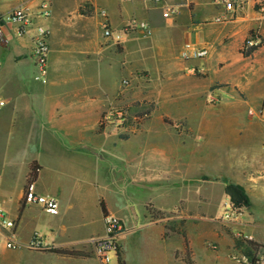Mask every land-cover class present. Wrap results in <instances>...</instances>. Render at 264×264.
Returning <instances> with one entry per match:
<instances>
[{
	"label": "crops",
	"instance_id": "obj_1",
	"mask_svg": "<svg viewBox=\"0 0 264 264\" xmlns=\"http://www.w3.org/2000/svg\"><path fill=\"white\" fill-rule=\"evenodd\" d=\"M42 1L0 0V17L22 3L33 16L32 24L21 36L13 25L2 27L0 41V209L14 222L12 231L21 244L15 250H1L0 264H102L95 258L90 242L104 235L101 203L104 211L123 225L117 239L123 264H239L233 257H264L261 117L242 131L241 177L234 182L243 188L250 205L236 210L238 216L226 222H219L214 210L222 195L227 200L223 205L230 203L224 193L225 184L215 199L199 191L194 207H190L191 200L181 196L173 209L163 211L146 201L135 214L134 207L128 204L113 209L99 192L89 205L85 191L68 190L66 184H59L62 177H70L49 171V166L41 161L49 156L61 169L70 161L74 164L72 172L82 177L84 172L79 166L84 159L107 158L93 145L108 137V123L101 131L98 125L106 115L105 103L120 90L118 85L111 94L104 90L105 71L109 70L124 77L142 72L151 81L150 71H154L159 74L161 85L182 86L185 89L179 93L189 97L199 92L200 84L197 75L189 74L188 69L203 68L199 74H208L204 87L218 84L220 87L213 91L215 96L238 101L243 96L241 102L254 111L252 106L259 107L264 99V15L256 11L255 0H248L243 9L227 14L214 0H168V4L179 8L178 14L169 19L162 17L160 5L143 0H45L51 14L44 19L36 15ZM99 9L107 12L113 29L122 30L131 20H144L151 35L144 38L132 31L118 44L106 40ZM216 17L226 21L216 23ZM38 27H45L50 33L46 83L37 79L33 57V38ZM251 36L259 37L262 43L244 56L243 43ZM185 44L206 49V57L184 60L181 53ZM116 141L113 147L120 150L126 144L120 141L130 142V137L119 136ZM118 162L121 170L113 169L111 175L120 191L138 182L163 181L153 175L150 155L126 151ZM32 164L39 167L35 190L58 201L57 215L23 202ZM172 210L185 220L174 219L168 224L163 215ZM202 215H207V219ZM236 231L241 239L235 237ZM8 232L0 228V239ZM35 235L42 250L26 247ZM52 249L79 255H60L50 252ZM115 260L117 264L116 254Z\"/></svg>",
	"mask_w": 264,
	"mask_h": 264
},
{
	"label": "rangeland",
	"instance_id": "obj_2",
	"mask_svg": "<svg viewBox=\"0 0 264 264\" xmlns=\"http://www.w3.org/2000/svg\"><path fill=\"white\" fill-rule=\"evenodd\" d=\"M150 75L153 81L138 71L131 77L117 76L116 70L105 71L104 90L111 94L117 85L120 87L117 94L105 103L106 115L100 121L101 125L108 123L105 125L108 137L93 145L96 150L104 151L107 158L84 159L79 166L84 172L82 177L72 172L70 168L74 164L70 161L61 169L49 156L41 160L49 166V171L70 177L66 180L62 177V182L58 181L61 186L67 185L65 189L85 191L89 205L99 192L113 209L119 210L128 204L134 207L135 214L139 213V205L146 201L163 211L173 209L181 196L191 200L190 207H194L199 191L215 199L225 183L238 182L241 177L242 131L246 126H252L251 121L260 117L264 119V99L259 107L252 106L257 116L251 118L247 113L249 109L241 102L243 96L239 101L226 100L213 93L220 85L203 86L207 72L197 74L199 92L189 97L179 93L184 87L161 85L158 73L150 71ZM122 117L125 119L119 120ZM119 136L130 137V142L120 141L126 143L120 150L113 147ZM135 150L150 155L153 175H158L163 181L151 184L138 182L120 191L112 181V171L121 170L118 161L124 152ZM225 198L222 195L215 200L214 210L219 222L238 216L229 202L223 205L227 201ZM178 215V211L172 210L164 213L163 217L170 224L174 219H183ZM120 216L125 217V214ZM202 217L207 219V215ZM239 234L236 231L235 237L241 239ZM2 243L3 239H0ZM1 250H4L2 246ZM108 257L109 264H115V254L112 252Z\"/></svg>",
	"mask_w": 264,
	"mask_h": 264
},
{
	"label": "built area",
	"instance_id": "obj_3",
	"mask_svg": "<svg viewBox=\"0 0 264 264\" xmlns=\"http://www.w3.org/2000/svg\"><path fill=\"white\" fill-rule=\"evenodd\" d=\"M154 5L161 6V14L165 19H169L178 14L179 8L168 4V0H143ZM214 3L221 6L225 13H232L237 10L243 9L248 3V0H214ZM256 11L260 15H264V0H255ZM51 14V7L48 1H42L39 4L38 11L36 13L39 18H48ZM98 16L101 19L100 27L103 37L115 44L123 41L124 37L128 32L137 31L144 38L151 35V28L149 24L144 20H131L129 21L122 30L113 29L110 26L108 14L104 9L98 10ZM32 14L26 8L25 3H22L6 16L0 17V41L2 40V27L5 25H13L16 29L18 36L23 35L32 24ZM226 19L223 17H216L214 22L221 23L225 22ZM49 30L45 27H38L36 34L33 38V57L35 60V66L37 69V79L41 83H46L48 74V57H49ZM261 44L259 37L251 36L247 38L243 43V52H248L251 49H256ZM207 55L206 49L197 48L191 44H185L181 57L185 59H199L204 58ZM202 72V69L191 67L188 69V73L191 75H197ZM3 106V102H0V107ZM250 117H255L256 113L252 110L248 111ZM23 202L28 205H39L46 213L50 215H57L59 212L58 201L52 197H45L39 195L34 186V182L26 184L23 192ZM104 224V235L101 237H95L91 239L95 258L102 264H107L109 261L108 255L110 253L116 254L118 250L117 239L123 232V225L121 221L114 215L107 212L103 215ZM0 228L2 230L9 231L3 238V243L0 244L4 249L15 250L21 247V244L17 241L14 232V222L8 220L5 214L0 209ZM31 250H42L43 245L38 237L35 235L26 246ZM234 261L239 264H264L263 256H254L252 258L246 256L233 257Z\"/></svg>",
	"mask_w": 264,
	"mask_h": 264
},
{
	"label": "trees",
	"instance_id": "obj_4",
	"mask_svg": "<svg viewBox=\"0 0 264 264\" xmlns=\"http://www.w3.org/2000/svg\"><path fill=\"white\" fill-rule=\"evenodd\" d=\"M261 43H262V40H261ZM254 50L255 49H251L250 51L244 53V56H249ZM104 117H105V114L103 115L102 119ZM124 119H125V117H122L119 120H124ZM103 129H104L103 125L99 124L98 125V131H101ZM38 171H39V167L36 166L35 164H32L30 166V173H29V176L27 179V183L35 181L36 176L38 174ZM224 193L229 198L232 209L238 210V209L249 207V205H250L249 200L245 194V191L243 190V188L240 185L232 183V182H227V183H225ZM101 208L103 210V215L107 214V211H104V207H103L102 203H101ZM247 243L249 245H251L252 247L256 246L251 241H247ZM50 252L57 253L60 255H65V256H78L79 255L76 252L68 251V250L52 249ZM116 256H117V260H118L117 264H123L122 259L119 255V250H117Z\"/></svg>",
	"mask_w": 264,
	"mask_h": 264
}]
</instances>
